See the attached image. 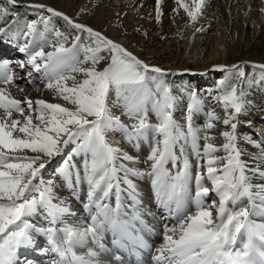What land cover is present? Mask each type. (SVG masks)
Returning a JSON list of instances; mask_svg holds the SVG:
<instances>
[{"label":"snow or ice","instance_id":"obj_1","mask_svg":"<svg viewBox=\"0 0 264 264\" xmlns=\"http://www.w3.org/2000/svg\"><path fill=\"white\" fill-rule=\"evenodd\" d=\"M175 3L192 22L210 6L209 0ZM155 11L159 22L160 0ZM86 13L87 6L71 17L44 3L0 0V46L24 54L16 63L26 73L0 60V264H35L22 255L29 250L49 255L48 264H102L109 233L114 247H146L135 178L150 181L158 206L176 221L164 227L157 264H264V141L245 139L259 150L249 163L237 135L251 103L248 90L264 89V63L213 66L224 73L218 94L209 92L221 107L217 112L195 87L168 79L177 73L82 22L78 17ZM249 66L258 71L246 72ZM17 79L30 85L39 79L64 103L14 98ZM185 98L181 123L175 113ZM201 113L202 127L195 124ZM152 116L156 123L149 122ZM113 132L121 133V143L109 140ZM124 142L137 150L148 145L144 170ZM57 180L81 200L90 217L85 227L65 223L76 214L56 191ZM37 236L46 246L40 248ZM89 242L93 247L78 254Z\"/></svg>","mask_w":264,"mask_h":264},{"label":"bare ground","instance_id":"obj_2","mask_svg":"<svg viewBox=\"0 0 264 264\" xmlns=\"http://www.w3.org/2000/svg\"><path fill=\"white\" fill-rule=\"evenodd\" d=\"M22 2L24 4L44 3L51 6L50 0H22ZM184 2L191 4V0H184ZM84 3L95 8L92 13L82 15L83 18L80 19L82 22L85 19H91L95 25L94 29L127 45L141 58L177 73L168 79L175 81L177 87L181 84L195 87L207 101V105L215 108L217 112L221 111V107L212 100L209 92L213 95L218 94L216 85L223 78L224 73L214 71L213 66L244 62L264 63V0H209L210 6L196 22L190 20L175 0H160L159 22L156 20V0H56V4L51 7L75 16ZM17 11L26 14L28 19L35 18V14L25 7H20ZM58 27L63 28V21H58ZM196 28H202L204 31L197 32ZM24 59V54L19 53L10 44L0 46V60L8 62L15 73L26 77V73L16 63ZM245 70L248 73L258 71L250 66ZM14 85L10 88L14 98L21 100L25 97L33 100L44 98L48 102L64 103L45 91L39 79L32 85L26 83L24 79H17ZM38 86L40 91L36 90ZM248 91L247 98L251 103L247 106L244 115L239 117L237 135L238 145L245 151L243 159L251 163L249 158L257 154L259 150L244 141L249 137L264 141V89L253 87ZM186 103L185 98L175 113L176 119L181 123L184 122ZM116 114H119L118 110ZM122 119L130 123L127 118ZM149 122L156 123L155 117H150ZM204 122L203 113L195 118L197 126L202 127ZM108 138L111 142L121 143L119 132L110 133ZM219 142H222V138ZM123 147L131 154L139 155L141 163L137 166L144 170L146 165L143 161L149 151L148 145L143 144L137 150L124 142ZM77 161L82 163L79 157ZM57 166L58 164H53L49 167L43 173L44 178H50L53 169ZM169 167L171 168V165ZM134 182L137 184L145 209L141 217L147 225V228L139 235L143 237L147 246H134L127 242V249L114 247L111 243L113 237L109 233L105 241L109 251L102 254V264H157L154 257L157 254L156 249L164 243V227L165 225L173 227L176 224L174 219L169 218L167 211L158 206L150 181L147 178H135ZM257 182H259L258 178ZM56 191L69 203L76 214L66 216L64 218L66 224L83 228L90 223V217L84 211L81 200L78 196H73L61 180H57ZM110 203L113 207L115 206L114 197ZM125 211L131 214L130 203ZM136 227H141L139 222L136 223ZM37 241L40 248L46 246L43 236H37ZM90 247L93 245L89 242L85 248L78 247L76 251L78 254H85ZM22 255L34 261L35 264H48L50 258L39 250H29Z\"/></svg>","mask_w":264,"mask_h":264},{"label":"rangeland","instance_id":"obj_3","mask_svg":"<svg viewBox=\"0 0 264 264\" xmlns=\"http://www.w3.org/2000/svg\"><path fill=\"white\" fill-rule=\"evenodd\" d=\"M55 4H56V0H50V5H51V6H54ZM83 6H87V7L89 8V12H90V13H92V12H93V9L95 8V7L90 6L88 3H84V4L81 5V7H83ZM81 7L79 8V10H78L77 13L75 14V16L72 15V14L69 15V16H71V17H77V14L79 13ZM81 18H83V17L80 16L79 19H81ZM84 23H86L87 25H89V26H91V27H93V28L95 27V25H94V23L91 21V19H85V20H84Z\"/></svg>","mask_w":264,"mask_h":264}]
</instances>
